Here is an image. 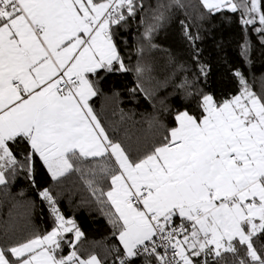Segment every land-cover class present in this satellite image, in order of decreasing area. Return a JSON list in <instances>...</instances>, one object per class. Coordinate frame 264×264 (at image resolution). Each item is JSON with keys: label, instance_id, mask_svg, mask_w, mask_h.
Returning <instances> with one entry per match:
<instances>
[{"label": "snow or ice", "instance_id": "1", "mask_svg": "<svg viewBox=\"0 0 264 264\" xmlns=\"http://www.w3.org/2000/svg\"><path fill=\"white\" fill-rule=\"evenodd\" d=\"M200 3L201 19L238 14L240 55L250 63L247 31L264 45V0ZM143 9V0H0V185L23 174L52 217L48 231L0 240V264H108L83 253L84 233L41 182L45 173L54 184L80 173L107 209L120 245L111 247L112 264H229L226 254L231 264H264V95L240 69L232 70L238 93L224 99L197 87L198 76L185 77L178 87L194 107L177 110L174 126L161 124L163 135L142 154L110 135L95 111L113 74L134 71L128 92L153 99L142 83L151 69L126 63L119 41ZM164 18L158 9L145 27L147 47H158L153 35ZM180 24L207 78L200 37Z\"/></svg>", "mask_w": 264, "mask_h": 264}, {"label": "trees", "instance_id": "2", "mask_svg": "<svg viewBox=\"0 0 264 264\" xmlns=\"http://www.w3.org/2000/svg\"><path fill=\"white\" fill-rule=\"evenodd\" d=\"M181 3L183 8L176 6L175 0H143V11L120 31V49L126 63L134 69L139 60L151 69L146 72L142 83L154 94L153 99L149 101L143 93L133 96L128 92L136 83L134 71L109 76L103 82V95L93 99L95 111L109 134L131 146L134 153L142 154L159 140L164 132L161 124L174 126L177 110L194 107L178 87L185 77L192 80L198 76L197 87L213 93L217 99H224L239 91L240 86L232 76V70L238 68L252 90L264 95V45L257 34L251 29L247 31L252 45L249 63L240 55L245 30L238 14H217L201 19L207 14L200 0H181ZM161 5L166 7L161 8ZM158 9L164 12L165 18L153 35L152 42L158 47L149 48L143 33L148 24L155 23L153 16ZM141 17L144 23H141ZM181 20L189 25L194 36L198 34L200 37L195 41V48L199 51L200 63L208 65L207 78L199 75V67L192 59L194 50L184 37ZM142 45L145 50L142 56H138L137 49ZM180 65L186 71L181 70ZM114 92H119V96L113 95ZM41 182L46 187L51 185L62 213L74 219L84 233L80 243L83 253H95L112 264L115 254L111 247L120 246L119 241L105 214L107 209L102 211L90 196L80 173L70 174L59 184L52 183L45 173ZM51 226L52 217L47 204L40 201L23 174L7 188L0 185V240L27 239L50 230ZM226 255L231 264V254ZM137 264H142V259L137 260Z\"/></svg>", "mask_w": 264, "mask_h": 264}]
</instances>
